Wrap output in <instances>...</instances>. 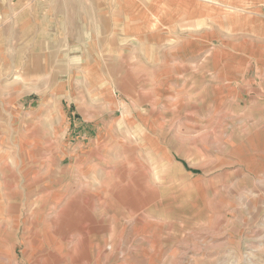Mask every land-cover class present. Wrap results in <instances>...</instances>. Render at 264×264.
Segmentation results:
<instances>
[{"label":"rangeland","instance_id":"374dc122","mask_svg":"<svg viewBox=\"0 0 264 264\" xmlns=\"http://www.w3.org/2000/svg\"><path fill=\"white\" fill-rule=\"evenodd\" d=\"M7 7L0 264H264V4L206 6L156 66L138 29L30 52Z\"/></svg>","mask_w":264,"mask_h":264},{"label":"crops","instance_id":"0c3cea01","mask_svg":"<svg viewBox=\"0 0 264 264\" xmlns=\"http://www.w3.org/2000/svg\"><path fill=\"white\" fill-rule=\"evenodd\" d=\"M7 1L8 7L6 10L4 9L7 21L11 22L13 27L28 28L29 31L25 34L30 37L33 36L34 40L38 38L37 45L39 47L37 49L30 47V52L63 51L64 48L62 47V49L60 46H64L63 41L65 40L68 51L78 52L84 56V53L89 54L100 50L95 46L96 37H103V51L110 52L107 47L109 42L106 43V40H110L113 30L125 29V34L129 32L136 34V29H138L140 33L146 30L144 33L146 36L142 37V40H147L150 37V59L154 66L157 65L158 61L159 38L172 40L173 33L180 35L189 32L192 20L199 23L202 16L206 15L207 17L208 13L211 14V12L206 11V6L217 5L218 8L222 7V10L230 9L236 13H249L252 15L250 17H254V12L260 11L259 6L264 4V0ZM228 4L232 6L228 7ZM237 16L240 17V15ZM164 29L168 30V34H161ZM113 33L116 36H121L118 35V32ZM55 37L61 38L56 40ZM128 41L131 42L126 38V42ZM30 42L32 43V40ZM97 43L99 44L100 41ZM119 49L121 50V48ZM36 58H38L39 66H41L42 57ZM103 67L104 64L102 63V68L100 69L99 65L97 70L105 74ZM35 74L41 73L35 72Z\"/></svg>","mask_w":264,"mask_h":264},{"label":"bare ground","instance_id":"6f19581e","mask_svg":"<svg viewBox=\"0 0 264 264\" xmlns=\"http://www.w3.org/2000/svg\"><path fill=\"white\" fill-rule=\"evenodd\" d=\"M105 203V201H104V199H103V201L101 202V204L103 205ZM35 220V219H34ZM30 223H32V222H30ZM45 223V222H44ZM32 225V224H31ZM39 225V224H38ZM59 225V223L57 224V226ZM60 227H61V224H60ZM34 228V227H33ZM31 229V228H30ZM25 238V237H24ZM96 264H98V261H97V263Z\"/></svg>","mask_w":264,"mask_h":264}]
</instances>
